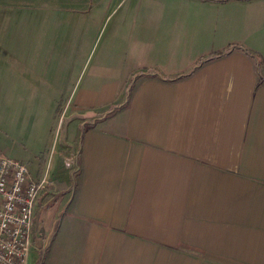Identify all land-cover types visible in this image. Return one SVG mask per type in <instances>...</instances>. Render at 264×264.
<instances>
[{"label": "crops", "instance_id": "1", "mask_svg": "<svg viewBox=\"0 0 264 264\" xmlns=\"http://www.w3.org/2000/svg\"><path fill=\"white\" fill-rule=\"evenodd\" d=\"M0 150L41 264H264V0H0Z\"/></svg>", "mask_w": 264, "mask_h": 264}, {"label": "built area", "instance_id": "2", "mask_svg": "<svg viewBox=\"0 0 264 264\" xmlns=\"http://www.w3.org/2000/svg\"><path fill=\"white\" fill-rule=\"evenodd\" d=\"M48 185L46 174L32 178L25 163L0 150V264H28L31 249L44 247L41 235L35 244L33 219Z\"/></svg>", "mask_w": 264, "mask_h": 264}, {"label": "trees", "instance_id": "3", "mask_svg": "<svg viewBox=\"0 0 264 264\" xmlns=\"http://www.w3.org/2000/svg\"><path fill=\"white\" fill-rule=\"evenodd\" d=\"M234 50H238V51L242 52L243 54H245L246 56L252 58L254 61V64H255L256 73L262 78L263 62H262L261 58L256 53L251 51L249 48H247L241 44H238V43L229 44L225 48H223L222 50H219L217 52H214L212 54H208L207 56L199 58L195 67H197L198 65H200L201 63H203L206 60L223 57V56L229 54L231 51H234ZM149 73L155 74L154 70L149 71Z\"/></svg>", "mask_w": 264, "mask_h": 264}, {"label": "rangeland", "instance_id": "4", "mask_svg": "<svg viewBox=\"0 0 264 264\" xmlns=\"http://www.w3.org/2000/svg\"><path fill=\"white\" fill-rule=\"evenodd\" d=\"M57 111H58V109H56V114H57ZM59 112H60V110H59ZM60 117L61 118H60L59 122H58V118H57V121L54 124V129H55L54 130V132H55L54 135H55V137L58 136V134L60 132V129L65 124L64 112H62V111L60 112ZM57 122H58V124H57ZM27 167H29L28 164H27ZM43 213L41 214V212H40V214L38 216L39 217V220L37 221L38 225H42V221H46L47 220V218L43 215ZM41 216H43L42 219L40 218ZM43 248L41 250H43ZM40 252L41 251L39 249L32 248L31 251H30V254H29V258H28V264H41L42 253H40Z\"/></svg>", "mask_w": 264, "mask_h": 264}]
</instances>
